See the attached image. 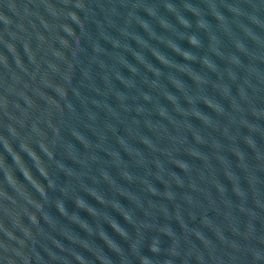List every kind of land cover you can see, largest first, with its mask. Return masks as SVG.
<instances>
[{"label":"water","instance_id":"water-1","mask_svg":"<svg viewBox=\"0 0 264 264\" xmlns=\"http://www.w3.org/2000/svg\"><path fill=\"white\" fill-rule=\"evenodd\" d=\"M0 264H264V0H0Z\"/></svg>","mask_w":264,"mask_h":264}]
</instances>
